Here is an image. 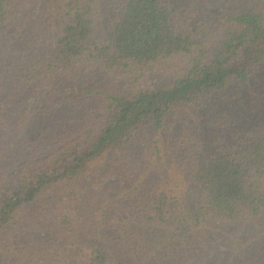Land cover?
<instances>
[{
  "label": "trees",
  "instance_id": "1",
  "mask_svg": "<svg viewBox=\"0 0 264 264\" xmlns=\"http://www.w3.org/2000/svg\"><path fill=\"white\" fill-rule=\"evenodd\" d=\"M0 264H264V0H0Z\"/></svg>",
  "mask_w": 264,
  "mask_h": 264
},
{
  "label": "rangeland",
  "instance_id": "2",
  "mask_svg": "<svg viewBox=\"0 0 264 264\" xmlns=\"http://www.w3.org/2000/svg\"><path fill=\"white\" fill-rule=\"evenodd\" d=\"M208 1L206 5L209 3ZM224 2V0H222ZM218 7V6H217ZM221 6H219L220 8ZM170 66L173 67V65L163 63L161 64V68L158 71V74L152 79L153 82L160 85H167L171 79H174L177 74H180L181 71L178 67H173V69H170Z\"/></svg>",
  "mask_w": 264,
  "mask_h": 264
}]
</instances>
